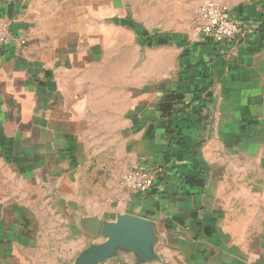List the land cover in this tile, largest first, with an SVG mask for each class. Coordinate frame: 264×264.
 <instances>
[{"label":"crops","instance_id":"1","mask_svg":"<svg viewBox=\"0 0 264 264\" xmlns=\"http://www.w3.org/2000/svg\"><path fill=\"white\" fill-rule=\"evenodd\" d=\"M208 1L0 0V264H78L125 215L144 246L94 264H264V0H215L234 49L193 36Z\"/></svg>","mask_w":264,"mask_h":264},{"label":"built area","instance_id":"2","mask_svg":"<svg viewBox=\"0 0 264 264\" xmlns=\"http://www.w3.org/2000/svg\"><path fill=\"white\" fill-rule=\"evenodd\" d=\"M254 29L249 22L237 19L231 8L222 2L211 0L198 9L197 26L193 34L201 41L227 44L235 48L246 33ZM13 20L0 18V45H6L14 37ZM22 44L26 41L21 37ZM163 169L137 165L122 177V186L132 194L145 195L159 186Z\"/></svg>","mask_w":264,"mask_h":264},{"label":"water","instance_id":"3","mask_svg":"<svg viewBox=\"0 0 264 264\" xmlns=\"http://www.w3.org/2000/svg\"><path fill=\"white\" fill-rule=\"evenodd\" d=\"M103 227V233L109 236L108 241L103 245L84 251L78 260V264H94L105 261L119 246H126L135 250L137 246H144L146 241L144 225L141 220L132 215L121 217L117 224L104 223ZM132 260L135 264L152 263L145 258Z\"/></svg>","mask_w":264,"mask_h":264},{"label":"trees","instance_id":"4","mask_svg":"<svg viewBox=\"0 0 264 264\" xmlns=\"http://www.w3.org/2000/svg\"><path fill=\"white\" fill-rule=\"evenodd\" d=\"M133 26V25H132ZM133 28L135 29L136 27L133 26ZM178 95L176 94H170L168 97L171 101H174L175 99H179V97H177Z\"/></svg>","mask_w":264,"mask_h":264}]
</instances>
